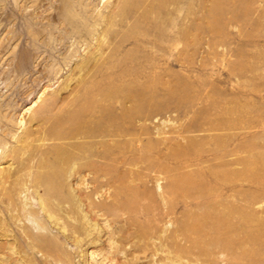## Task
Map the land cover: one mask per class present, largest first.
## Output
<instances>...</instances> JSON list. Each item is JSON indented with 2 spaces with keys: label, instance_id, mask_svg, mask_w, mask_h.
Listing matches in <instances>:
<instances>
[{
  "label": "rangeland",
  "instance_id": "rangeland-1",
  "mask_svg": "<svg viewBox=\"0 0 264 264\" xmlns=\"http://www.w3.org/2000/svg\"><path fill=\"white\" fill-rule=\"evenodd\" d=\"M82 1L91 17L86 30L94 32L59 41L64 23L47 18L56 0H0V153L24 126L42 132L61 118L59 151L76 153L81 170L60 183L64 194L75 189L97 228L86 232L89 224L71 217L80 245L57 238L71 264H165L169 233L177 234L167 241L171 249L188 246V235L208 230L219 215L235 229L240 217L264 228V0H177L142 23H98L115 0ZM33 32L37 45L52 37L53 54L41 49L26 68L12 66L15 53L36 41ZM50 95L53 105L28 122ZM9 163L0 159V168ZM94 169L100 180L99 170L111 169L109 180L86 183ZM63 204L69 212L72 202ZM263 236L254 246L260 264ZM238 239H228L236 256ZM10 242L0 231V264L15 262ZM34 253L25 264H50Z\"/></svg>",
  "mask_w": 264,
  "mask_h": 264
},
{
  "label": "bare ground",
  "instance_id": "bare-ground-1",
  "mask_svg": "<svg viewBox=\"0 0 264 264\" xmlns=\"http://www.w3.org/2000/svg\"><path fill=\"white\" fill-rule=\"evenodd\" d=\"M56 1L58 5L54 7L47 18L55 21L60 20L64 23L65 29L62 33L63 35L61 34V37L58 39L59 41L64 40V38H69L70 35L75 33L81 34L84 30L87 32H94V30H86L87 26H85V24L90 21L91 17L87 16L84 12L82 0ZM114 2L113 9L109 13L99 14L96 19L98 23H112L116 17L120 20L131 19L132 17L133 21L142 23L148 18L151 11L156 12V8H159V6H170L171 9L169 7L167 10H173V6L177 3V0H115ZM178 7L176 8L180 9L183 5L180 8ZM139 9L141 10L139 11ZM179 11H182V9ZM150 23H157V21L150 20ZM44 31L45 30L42 29L41 33H44ZM107 34L108 29H105L101 38H97L99 47H97L96 50H99L100 54L103 52L101 47L105 44L104 37ZM32 37L36 41H31L29 47L26 46L22 48L19 53H15L14 56L16 60L12 66L26 68L28 62L35 55V52L39 51L41 53V49L49 50L46 51L47 54H53V51H50L53 42L52 37H50L46 43H41L39 45L36 43L37 39L35 32H33ZM23 39V34H20V42H23ZM45 46L49 47L45 48ZM106 47H110L109 43ZM63 53L64 55L68 54L67 51ZM90 55H92V53H90ZM6 75L7 72H4V76ZM54 100V96L50 95L49 98L44 101V105L41 108L34 112L31 111L28 122H38L43 116L42 114L53 105ZM60 124L61 118H58L53 125L42 132L39 131L38 127L24 126L21 133L14 136L15 144L10 145L7 149H3L0 153V159L9 158V160H11L8 166L0 168V213H2V216L0 214V231L3 235H7L11 238V245L9 246L11 257H9L8 260L14 259V264H18L19 261L23 264L31 263L32 257H27V255H37L36 253L33 254L34 250L40 253L44 259L49 260L50 264H71L68 260L70 259L68 252H66L57 241V238L70 237L73 241L72 245H80L82 238L80 239L76 236V233H81V230L73 227L72 225L74 224L68 225L71 222V217L72 219H76L77 217L84 227L89 224L88 227H86V232L91 229H97L95 227L96 223L91 222L86 214L82 212L80 198L75 194V189H70L71 194H64L63 188L65 185L64 183H60V177L62 176L70 179L75 174H78L80 177L81 170V167H78L77 163V161H80V157H78L76 153L72 151H59V146L62 143L56 142V140L63 138L62 134L57 131ZM37 132H39V134H37ZM3 144L5 143H0V146ZM90 154L96 155V152L91 151ZM99 171L102 173V180L99 179V175L94 169V175L87 178L86 183L94 185L109 180L112 173L111 169H102ZM77 181L82 183L84 180L79 178ZM86 197L89 198L87 195ZM66 199L72 202V209L69 207L71 209H69V212L63 204ZM11 224L12 226L9 230L5 228L7 225L10 226ZM209 224L208 230L198 229L196 232L198 238H190L191 234L188 235L189 237L185 239L186 243H189L188 246L187 244H185V246L177 245L179 247H172L171 249L167 241L169 239L175 240L177 234L169 233L165 237L166 243L161 245L166 248L168 254L172 255L171 258H169L170 261H165V264L167 262L168 264H174V261L181 262L184 260L182 259L183 256H188V260L190 261L188 264H215L217 258L225 261L224 264H232L234 260H237L235 264H260L262 262L257 259L259 256L257 250L260 247L257 250V247H254L258 241L260 242L264 235V228H258L263 224L259 219L240 217L239 225L237 227L235 226V229L233 227L234 225L228 221L225 215H219L215 220H211ZM50 226H52L51 228H56L59 235L52 234ZM194 228L195 227H193V229ZM69 230L71 234L66 233ZM72 233L76 235H72ZM184 233L186 232L184 231ZM234 233H237L239 237L236 246V248L239 249V253L237 251V256L231 251L233 249L231 248V243L233 242H228V239ZM186 235L187 234H185V236ZM219 235L221 238L224 237V239H226L223 243L220 242L221 244L217 239L220 237ZM262 241L264 240L262 239ZM174 243L176 244V242ZM233 244H235V242ZM261 246V248L264 247L263 245ZM117 251H119V249ZM220 254L223 256L222 258L218 256ZM41 258L42 257H40V259ZM162 259L163 257L160 261H162ZM185 262L187 263V261H184V263ZM179 264H183V261Z\"/></svg>",
  "mask_w": 264,
  "mask_h": 264
}]
</instances>
